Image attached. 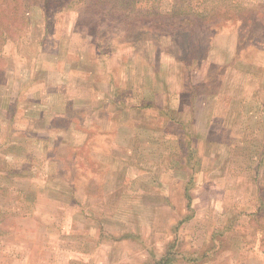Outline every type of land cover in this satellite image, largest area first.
I'll list each match as a JSON object with an SVG mask.
<instances>
[{"label": "rangeland", "instance_id": "rangeland-1", "mask_svg": "<svg viewBox=\"0 0 264 264\" xmlns=\"http://www.w3.org/2000/svg\"><path fill=\"white\" fill-rule=\"evenodd\" d=\"M95 1L0 0V264H264V0Z\"/></svg>", "mask_w": 264, "mask_h": 264}, {"label": "trees", "instance_id": "trees-1", "mask_svg": "<svg viewBox=\"0 0 264 264\" xmlns=\"http://www.w3.org/2000/svg\"><path fill=\"white\" fill-rule=\"evenodd\" d=\"M88 1L91 2V3H93V4H96L97 3V1H95V0H88ZM176 15H178V14L171 15L170 17H168V19L169 18H172L173 20H175V18H177ZM178 16H179V19L180 20H189L191 23H194V22H196V21L199 20V18L198 19L197 18L189 19V18H186L184 16L182 18L180 17V15H178ZM165 19H167V18H165ZM190 198H191V196H189V199ZM189 206H190V204H189ZM173 246L174 245L170 246L169 251L165 255H163L160 259H156L152 264H168L171 261L172 254H175V252H171L170 251V250H172V247Z\"/></svg>", "mask_w": 264, "mask_h": 264}]
</instances>
